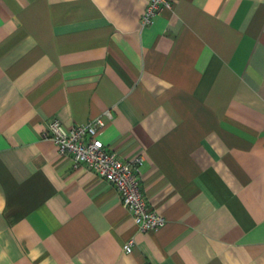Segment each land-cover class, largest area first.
Here are the masks:
<instances>
[{
    "label": "crops",
    "instance_id": "1",
    "mask_svg": "<svg viewBox=\"0 0 264 264\" xmlns=\"http://www.w3.org/2000/svg\"><path fill=\"white\" fill-rule=\"evenodd\" d=\"M147 2L0 0V264H264V0ZM102 114L163 227L43 136Z\"/></svg>",
    "mask_w": 264,
    "mask_h": 264
},
{
    "label": "built area",
    "instance_id": "2",
    "mask_svg": "<svg viewBox=\"0 0 264 264\" xmlns=\"http://www.w3.org/2000/svg\"><path fill=\"white\" fill-rule=\"evenodd\" d=\"M172 6V0H148L141 18L142 25H151L162 9ZM104 113L112 117L110 110ZM105 126L103 114L70 127L54 117L48 121L43 136L52 139L59 152L70 157L74 165H84L96 175L112 182L140 230L149 231L163 227L167 222L166 216L148 202L142 189L140 167L143 158L138 156L126 160L115 150L108 148L99 137ZM133 244V239L128 240L124 244V250L131 252Z\"/></svg>",
    "mask_w": 264,
    "mask_h": 264
}]
</instances>
